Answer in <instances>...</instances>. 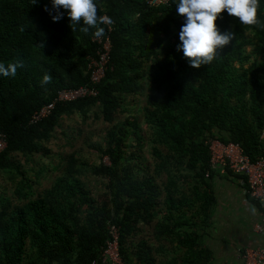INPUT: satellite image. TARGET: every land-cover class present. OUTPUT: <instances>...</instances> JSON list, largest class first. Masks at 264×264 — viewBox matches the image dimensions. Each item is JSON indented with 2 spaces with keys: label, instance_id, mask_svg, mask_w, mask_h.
Instances as JSON below:
<instances>
[{
  "label": "trees",
  "instance_id": "16d2710c",
  "mask_svg": "<svg viewBox=\"0 0 264 264\" xmlns=\"http://www.w3.org/2000/svg\"><path fill=\"white\" fill-rule=\"evenodd\" d=\"M147 2L96 0L98 14L114 23L105 75L92 84L86 68L95 56L94 29L85 35L81 24L72 31L63 9L54 22L51 0H0V63L23 62L14 77L0 75V132L7 141L0 173L13 185V195L0 187V264H102L112 228L124 264L211 263L202 240L217 206L219 174L206 143L239 145L253 163L264 160V29L223 13L216 23L234 34L232 43L211 64L193 68L177 50L184 18L174 0ZM258 16L264 21V0ZM45 73L52 82L42 88ZM84 86L96 94L56 102L31 123L59 91ZM130 98L144 105L132 107ZM93 108L109 124L104 145L94 146L101 163L63 157L54 167L59 174L37 192L46 171L30 180L17 157L45 156L62 119H85ZM120 113L128 116L119 121ZM147 144L152 162L142 154ZM87 169L104 183L101 200L83 180Z\"/></svg>",
  "mask_w": 264,
  "mask_h": 264
},
{
  "label": "clouds",
  "instance_id": "9594fccd",
  "mask_svg": "<svg viewBox=\"0 0 264 264\" xmlns=\"http://www.w3.org/2000/svg\"><path fill=\"white\" fill-rule=\"evenodd\" d=\"M174 2L177 14L184 18L178 34L180 44L177 50L183 52V57L193 68L211 64L216 59L218 51L232 43L234 34L231 31L222 32L216 23L218 19L223 18V13L226 12L229 17L237 19L241 25L264 29V21L258 16L260 0H174ZM35 3L37 0H33V4ZM51 6L56 12L52 15L54 22L62 18L64 13L60 10L63 9L70 20L72 31L82 24L79 30L87 35L94 29L91 35L97 39L105 35V28L100 25L114 23L109 16L98 14L96 0H51ZM44 10L49 11L47 7ZM40 47L42 48L43 44ZM21 67L23 62L19 59L6 66L0 63V75L14 77L17 69ZM51 82V75L45 73L40 80V86L43 88ZM248 210L253 215L257 214L254 205H249Z\"/></svg>",
  "mask_w": 264,
  "mask_h": 264
},
{
  "label": "built area",
  "instance_id": "2783aa9c",
  "mask_svg": "<svg viewBox=\"0 0 264 264\" xmlns=\"http://www.w3.org/2000/svg\"><path fill=\"white\" fill-rule=\"evenodd\" d=\"M171 0H148L149 7H158L169 3ZM107 33L102 38H92L96 45L95 56L87 58V73L90 74L92 84L100 82L105 75L109 61L110 41L109 32L111 25H106ZM95 90L88 87L65 89L58 92L56 98L42 106V108L32 115L31 123H36L40 119L49 115L56 102H69L84 96H94ZM211 153V165L219 175H236L241 177L245 195L258 205L260 211V221L253 227V234L258 240L251 247L241 252L240 258L243 264H264V160L260 159L252 162L245 156L242 148L235 144H223L218 140H211L206 143ZM7 146L5 134L0 132V152ZM113 238L103 250L102 264H124L121 259L119 237L120 234L115 228L111 229ZM55 264V263H52Z\"/></svg>",
  "mask_w": 264,
  "mask_h": 264
},
{
  "label": "rangeland",
  "instance_id": "374dc122",
  "mask_svg": "<svg viewBox=\"0 0 264 264\" xmlns=\"http://www.w3.org/2000/svg\"><path fill=\"white\" fill-rule=\"evenodd\" d=\"M129 103L132 107H139L144 105V100L143 98H130ZM129 110H132V113L136 114L137 109ZM94 113H98V115L95 116ZM128 113L130 112L128 111ZM127 116V113H120L118 120H124ZM108 127L109 124L103 122L96 108H93L85 119L79 116L65 117L62 119V126L56 129L53 137L45 144L49 150L48 154L43 157L34 155L28 159L20 155L17 157L21 164V170L33 181L36 179V172L40 169L46 171L42 175L44 176L43 178L40 176L39 182L41 183V187L35 186V190L39 192L42 190V185L43 187H48L51 184L52 178L59 174V170H55L54 167L62 166L63 157L74 153L80 162L88 166L90 164L99 165L101 163V156L99 152H96L94 146L97 144L104 145L103 139ZM141 128L145 129V125L142 124ZM142 154L147 161L152 162L150 146L148 144L143 149ZM103 162L109 163L108 158L105 157ZM85 172L86 177L83 180L86 181L87 186H89L96 199L101 200L105 188L104 183L97 177L90 175L89 169ZM9 178L7 174L0 173V187L8 191L9 195H13V185Z\"/></svg>",
  "mask_w": 264,
  "mask_h": 264
},
{
  "label": "crops",
  "instance_id": "0c3cea01",
  "mask_svg": "<svg viewBox=\"0 0 264 264\" xmlns=\"http://www.w3.org/2000/svg\"><path fill=\"white\" fill-rule=\"evenodd\" d=\"M213 188L217 206L212 214L211 227L202 240L211 253L210 264H243L241 252L253 246L256 240L261 242L253 234V227L260 221L259 208L245 195L239 176L219 175ZM249 205L256 207V215L249 212Z\"/></svg>",
  "mask_w": 264,
  "mask_h": 264
}]
</instances>
